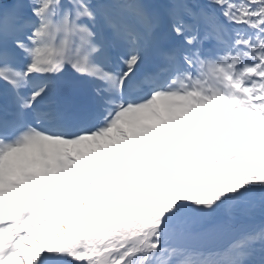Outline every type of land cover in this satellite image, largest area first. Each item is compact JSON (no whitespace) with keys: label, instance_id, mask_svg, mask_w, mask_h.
<instances>
[{"label":"snow or ice","instance_id":"obj_1","mask_svg":"<svg viewBox=\"0 0 264 264\" xmlns=\"http://www.w3.org/2000/svg\"><path fill=\"white\" fill-rule=\"evenodd\" d=\"M0 264H264V0H0Z\"/></svg>","mask_w":264,"mask_h":264}]
</instances>
